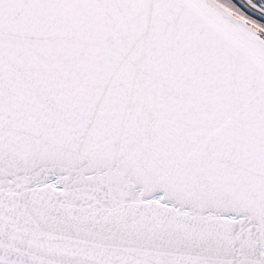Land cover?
I'll return each mask as SVG.
<instances>
[{"label":"snow or ice","instance_id":"obj_1","mask_svg":"<svg viewBox=\"0 0 264 264\" xmlns=\"http://www.w3.org/2000/svg\"><path fill=\"white\" fill-rule=\"evenodd\" d=\"M0 264H264V0H0Z\"/></svg>","mask_w":264,"mask_h":264}]
</instances>
